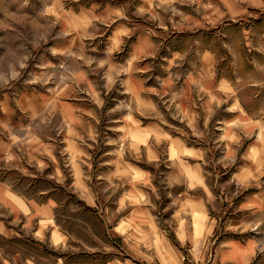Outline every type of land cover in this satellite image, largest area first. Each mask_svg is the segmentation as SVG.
Returning <instances> with one entry per match:
<instances>
[{
    "label": "rangeland",
    "instance_id": "rangeland-1",
    "mask_svg": "<svg viewBox=\"0 0 264 264\" xmlns=\"http://www.w3.org/2000/svg\"><path fill=\"white\" fill-rule=\"evenodd\" d=\"M115 20L141 22L162 37L153 53L152 84L158 82L161 87L173 71L178 85L184 86L188 74L195 71L203 48L212 49L217 78L223 75L228 78L236 96L239 93L260 114L254 118L264 122V0H0V94L14 88L16 94L23 90L41 91L58 94V99L70 96L69 102L76 101L77 94L71 92L77 85L76 72L80 68L96 72V62L101 58L97 49L108 44ZM125 43L126 50L129 37ZM175 45L188 46L180 59H175L178 54L174 55ZM123 53L116 54V59H121ZM160 89L152 92L158 113H144L139 118L164 126L168 139L180 138L196 151L194 162L199 159L196 166L200 169V180L213 191L206 202L208 215H193V229L188 223L177 229L178 221L190 219L186 214L176 213L185 199L179 194L189 186L187 178L178 176L169 160L167 140L157 147L159 162L140 161L139 166L152 175L151 186H147L151 203L142 202V197L139 200L140 191L127 197L132 204L121 201L119 205L124 181L107 184L99 177L110 165L105 163L108 155L116 156L115 164L111 165L116 169L124 167L120 163L122 156L140 159L135 156L140 149L135 140L140 144L141 135L128 132V126L135 122L132 118L122 119L125 99L120 98L123 89L119 86L109 90L108 98L100 105L94 100L92 105L91 101H80L93 107L87 118L92 121L91 130H96L95 134L81 142L90 147L86 155L94 160L91 168L88 167V174H93L88 184L95 194L98 192L102 204L96 207V195H83L76 189L70 174L57 183V178L49 181L48 171H25L30 172L26 176L34 181L31 187L37 193L51 191L52 184L59 188L58 193L52 190L60 200L57 224L69 240L59 246L47 240L26 246L6 241L3 245L6 255L22 254V260L16 264H29L28 258L35 264H212V259L224 247L222 241L230 238L243 246L253 241L249 264H264V124L252 133H246L243 126L234 132L226 131L225 118L230 113L231 99L209 110L198 101L201 97L196 88L190 98L197 99L198 121L188 124L179 113L180 106L172 105L166 98L167 92ZM5 99L7 104L11 103L10 98ZM22 112L18 109L16 115L22 122L34 126L32 133L37 140L52 137L53 142H59L63 139L61 128L65 121L60 113L35 117L33 112H29L31 116ZM23 132L18 129L12 132L18 136L16 143L22 152L27 147ZM0 135V143L13 142L9 131L0 128ZM141 150L142 156H146V149ZM58 154L66 157L61 147ZM21 155L15 162L27 167L28 158ZM239 170L243 174L236 176ZM195 193L202 194V191L195 190ZM105 206H110L107 217L102 213L107 209ZM207 220L216 224L217 230L212 238L204 240L201 237ZM190 230L200 242L194 243V238H190L192 242L184 240ZM180 231L186 232L185 235ZM4 262L15 264L1 258L0 264Z\"/></svg>",
    "mask_w": 264,
    "mask_h": 264
},
{
    "label": "crops",
    "instance_id": "crops-1",
    "mask_svg": "<svg viewBox=\"0 0 264 264\" xmlns=\"http://www.w3.org/2000/svg\"><path fill=\"white\" fill-rule=\"evenodd\" d=\"M114 22L116 23L115 27L110 31L107 38L108 44H104L101 49H97L101 58L96 62V72H86L83 68H80L81 71L76 72L77 85L74 88L71 87L72 94L73 92L77 94V97H74L76 101L69 102L72 99L69 98L70 96L58 99V94H44L41 91L23 90L20 94H16L14 88L0 94V128L9 131L11 133L9 138L13 139L10 145H6L4 142L0 143V164L2 165V167L0 166V259L2 258L4 261L12 260L16 264V261L22 260L20 252L13 253L10 256L6 255L3 248L6 241L9 243L20 242L22 245H35L45 243L47 240L55 246H59L66 244L69 240L63 228L58 227L57 224L56 210L60 200L56 198L57 194L55 193L60 191L59 188H55L54 184H52L53 186L50 185L51 191L44 190L37 193L34 187H31L34 181L30 176H26L30 175V172L25 171H48L47 173L50 175L49 181L51 182L57 178L55 180L57 183L67 179L70 174L76 189L80 190L83 195H96V207L102 204L99 200L98 192L95 194L94 189L88 184L89 177L93 176L92 173H88L94 160L86 155L90 147L83 145L81 142L85 138H92L90 136L95 134L96 130H91L94 125L87 118L90 116L93 107L86 102L84 104V102L80 101H91L90 105H92V100H94L100 105L101 101H105L108 98L109 90L111 91L121 86L123 90L120 98L125 99L122 119L132 118L136 124L135 122L130 124L128 132L135 131L141 135L142 141L140 144L135 140V143L140 148L136 151L139 153L135 156H140V159L130 160L122 156V161L119 162L124 167L116 169L111 167L112 164H115L116 156L108 155V161L105 163L110 165L107 166L106 172L103 173L104 176H99L107 184H110L111 181L114 183L115 181H124L123 190L119 192L121 197L119 205L121 201L125 205L132 204V201H128L127 197L133 192L140 194V191L142 193L139 200L142 197V202L151 203L150 189L147 186H151L152 175L148 174L142 166H139L141 165L140 161L143 159L151 164L159 162L161 156L157 147L167 140L168 147H170L169 160L173 162L174 170H177L178 176L187 178L189 186L186 192L179 194L185 199L183 203L178 205L176 213L186 214L190 219L189 221L186 219L178 221L177 229L186 226L187 223L188 227L190 226V229H193L194 221L192 222L191 220L193 215L197 213L208 215L206 202L209 196L213 195V191L204 181H201L200 169L196 166H199V159L194 162V157H197L196 151L189 147L186 141L174 136L168 139L169 135L166 134L164 126L162 128L161 125L153 120L143 122L139 118L144 113H158L156 111L155 96L152 92L160 88L161 91L167 92V100L172 105L178 104L180 106L181 109L178 108L179 113L182 114L183 119L188 124H194L198 121L199 108H196L197 99L196 97L190 98L193 89L196 88L199 90V97H201L198 101L200 100L204 108L208 107L209 109L215 104L231 99V106L228 107L230 113L225 118L226 131L234 132L236 128H239L238 126H243L246 133L262 129L264 122L254 118L255 115L260 114L253 111V107L246 104L239 93L236 96L234 88L229 86L228 78L223 77L224 75L221 78H217V73L214 70L212 49L203 48L196 64V67L197 65L200 66L198 67L199 70L197 71L195 67V71L193 70L188 74L189 76L185 79L184 86L178 85L179 81L174 77V72L172 71L160 87L158 82L156 84L151 83V70L153 67V53L158 47L156 43L162 37L160 38L159 34L156 33L157 31L147 29L141 22L136 24L128 20L120 23L117 20ZM127 37L130 38V43L125 50L123 46L127 45L125 43ZM187 48L188 46L175 45L174 49L176 51L174 55L178 53L175 59H180V54L182 55ZM118 53H123L121 59H116V54ZM85 86L87 87L85 88ZM181 87H183V91ZM170 91H174V93L171 94ZM5 98H10L11 103L7 104ZM189 101H191V106ZM8 105H11L12 108L9 109ZM6 107L8 108L7 110L5 109ZM17 108L21 109L22 113H28L29 116L32 115L29 112H33L35 117H46L47 115H53L55 112L60 113L66 122L63 123V128H61L63 139L59 142H53L52 137L45 140H37L36 135L32 133L34 126L21 121L20 112L18 113L19 115H16ZM97 110L98 108L96 107V113ZM119 121L122 122V120ZM11 128L13 130H10ZM16 129L25 130L23 137L27 147L23 152L19 151V146L16 143L18 136L12 133ZM59 147H61L66 157L62 158L58 154ZM143 148L146 149V156L144 155V157L141 150ZM22 153L28 158L29 165L27 167L18 165L15 162L22 156ZM85 155L86 157H84ZM249 162L248 160L246 161L247 164ZM5 164L10 166L8 167L9 169L3 167ZM242 172V170H239L235 175H241L243 174ZM54 174L56 177L53 176ZM22 175H24L23 178H21ZM141 176L143 178H140ZM237 178L239 183L241 176ZM243 180L244 183L250 179ZM53 188L56 190L55 193H52L54 192L52 191L54 190ZM195 190L202 191V194H196ZM124 197L125 200H122ZM105 207L107 209L102 211V213H104V217H107L110 206ZM204 228L201 238L206 240L210 236L212 238L217 230V225L207 220ZM191 231L193 230H190L189 235L184 237V240L192 242L190 238H194L193 242L197 243L198 240L193 237ZM179 233L185 235L186 232L180 231ZM234 237L239 236L236 235ZM222 242L224 247H221L216 257L212 259V264H249L252 261L250 254L253 248V241L247 242L246 246H243L234 238L226 239ZM26 261L29 264H35L31 258ZM3 264H7V262Z\"/></svg>",
    "mask_w": 264,
    "mask_h": 264
},
{
    "label": "bare ground",
    "instance_id": "bare-ground-1",
    "mask_svg": "<svg viewBox=\"0 0 264 264\" xmlns=\"http://www.w3.org/2000/svg\"><path fill=\"white\" fill-rule=\"evenodd\" d=\"M188 152V151H187Z\"/></svg>",
    "mask_w": 264,
    "mask_h": 264
}]
</instances>
